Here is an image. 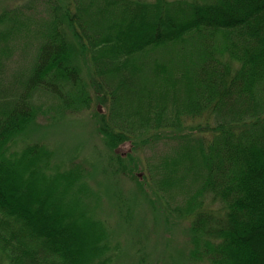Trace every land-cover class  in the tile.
Wrapping results in <instances>:
<instances>
[{
    "label": "trees",
    "instance_id": "1",
    "mask_svg": "<svg viewBox=\"0 0 264 264\" xmlns=\"http://www.w3.org/2000/svg\"><path fill=\"white\" fill-rule=\"evenodd\" d=\"M89 2L73 4L77 16L99 6L88 15L91 23H82L81 17L77 32L84 31L82 42L89 46L88 39L92 46L91 56L86 51L88 64L95 62L107 78L100 85L108 103L112 108L120 103L122 116L129 114L123 122L140 124L148 134L157 126L161 132L151 139H172L185 112L196 113L198 124L188 134H212L215 140L216 159L209 163L201 157L193 165L184 162L161 170V181L173 188L189 183L191 169L199 172V188H185L186 205L172 207L154 183L156 205L191 221L196 261L208 253L211 264H264V89L259 92L264 83V0ZM52 3V8L63 9ZM43 39L36 70L20 83L30 96L42 93V70L76 67L68 65L59 40ZM155 53L160 59L149 56ZM49 57L47 66L43 59ZM61 66L51 72L63 73ZM4 92L0 88V264H113L102 226L72 202L75 197L81 202L73 180L67 178L64 185L46 176L37 147L31 156H8L3 150V137L15 128L18 106L4 100ZM167 99L174 104L171 111L161 104ZM114 119L108 121L113 137L106 135L107 141L142 149L144 141L120 132L126 131L124 125L111 127ZM30 121L28 117L26 123ZM208 191L219 196L220 206L205 203Z\"/></svg>",
    "mask_w": 264,
    "mask_h": 264
},
{
    "label": "rangeland",
    "instance_id": "2",
    "mask_svg": "<svg viewBox=\"0 0 264 264\" xmlns=\"http://www.w3.org/2000/svg\"><path fill=\"white\" fill-rule=\"evenodd\" d=\"M82 1L88 4L91 0ZM49 2H53V6L61 4L63 9L52 8ZM74 2L0 0V88L6 91L2 93L4 100L18 103L13 119L17 122L15 128L3 137V150L8 156H31V149L37 147V152H41L45 160L42 170L46 176L57 177L64 185L68 183L67 178L73 180L81 202L77 197L72 202L79 211L102 226L108 238L110 255L114 257L113 264H211L208 253L196 261L189 231L191 221L159 208L156 188L151 185L158 184V191H163L160 194L166 196L172 207L186 205L185 188L190 187L192 191L199 188V172L191 169L192 173L187 175L189 183L185 180L173 188L161 181L164 178L161 170L173 168L175 164L176 169L178 163L184 162L193 165L192 162H199L201 157L206 163L216 159L214 137L212 134L200 137L198 132L188 134L191 127L198 124L196 113L185 112L180 127L171 132L172 139H151L161 132L157 126H153L152 133L148 134L140 124L131 120V123H124V118L129 120V114L122 116L120 103L117 102L115 108L108 103L106 89L101 87L107 78L104 80L98 73L95 62H92L94 65L88 64L86 51L91 56L90 41L84 38L88 46L80 37L81 33L85 36V32L81 29L80 34L77 32L81 17L82 23H91L88 15L95 13L99 6L90 7L86 14L77 16ZM42 35L59 40L66 49L64 58L68 65L76 67L73 71L61 65L53 69L58 71L61 66L63 73L42 70V93L30 96L29 90L26 92V87L20 83L32 77L40 62L39 51L44 44ZM219 40L220 43L224 41L223 37ZM155 55L149 56L160 57ZM224 61H228L226 56ZM51 62L50 57L43 59L47 66ZM131 74L138 73L132 71ZM263 89L264 83L260 85L261 94ZM161 104L170 111L174 105L169 99ZM156 109L168 112L163 107ZM21 112L33 122L26 123L27 118L24 119ZM112 119L115 123L111 127L118 130L124 125L126 131H120L123 135L144 141L142 149L134 150L133 144L127 142L119 148L111 145L106 135L113 137L108 123ZM200 138L203 139L201 143ZM116 147L117 152L126 157L118 155ZM205 194V203L220 206L215 192ZM215 199L218 203L213 202Z\"/></svg>",
    "mask_w": 264,
    "mask_h": 264
},
{
    "label": "bare ground",
    "instance_id": "3",
    "mask_svg": "<svg viewBox=\"0 0 264 264\" xmlns=\"http://www.w3.org/2000/svg\"><path fill=\"white\" fill-rule=\"evenodd\" d=\"M85 131V130H84ZM83 132V131H82ZM79 134H80V132H79ZM82 137V136H81ZM87 137V136H86ZM52 138H54V137H52ZM55 139V138H54ZM57 141V140H56ZM73 141V140H72ZM89 144V143H88ZM90 144H91V142H90ZM85 146V145H84ZM97 148V147H96ZM95 151V150H94ZM97 151V150H96ZM108 154V153H107ZM107 156V155H106ZM96 157V156H95ZM105 157V156H104ZM107 158V157H106ZM98 160V159H97ZM100 160H101V158H100ZM104 160V159H103ZM109 160V159H108ZM110 161V160H109ZM99 163V162H98ZM101 163V162H100ZM103 163V162H102ZM107 163V162H106ZM111 164V163H110ZM98 165V164H97ZM105 165V164H104ZM105 167V166H104ZM101 168V167H100ZM109 168V167H108ZM107 174V173H106ZM115 174V173H114ZM118 174V173H117ZM114 177V176H113ZM104 178V177H103ZM114 181V180H113ZM111 184V183H110ZM114 184V183H113ZM112 185V184H111ZM114 187V186H113ZM128 229V228H127ZM132 231V230H131ZM130 234H131V232H130ZM135 238V237H134ZM137 248V247H136ZM148 252V251H147ZM150 252H152V251H150ZM147 254V253H146Z\"/></svg>",
    "mask_w": 264,
    "mask_h": 264
}]
</instances>
